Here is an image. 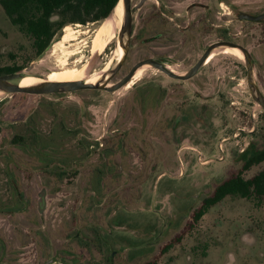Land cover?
<instances>
[{
  "label": "rangeland",
  "instance_id": "374dc122",
  "mask_svg": "<svg viewBox=\"0 0 264 264\" xmlns=\"http://www.w3.org/2000/svg\"><path fill=\"white\" fill-rule=\"evenodd\" d=\"M240 12L260 14L264 0H146L109 83L146 57L183 73L225 39L251 53L264 94V20ZM108 19L68 22L73 39L61 40L64 25L37 56L0 4V67L35 62L28 73L40 78L70 68L82 80L100 76L119 45L106 34L105 47L92 48ZM223 49L185 80L144 66L112 92L0 95V264H264V197L226 196L194 219L202 199L241 170L239 152L264 144L245 62Z\"/></svg>",
  "mask_w": 264,
  "mask_h": 264
},
{
  "label": "trees",
  "instance_id": "16d2710c",
  "mask_svg": "<svg viewBox=\"0 0 264 264\" xmlns=\"http://www.w3.org/2000/svg\"><path fill=\"white\" fill-rule=\"evenodd\" d=\"M119 0H0L4 11L11 22L18 25L22 32L33 40L37 56H41L51 45L57 32L68 22L96 21L109 17ZM57 15L60 19L52 20ZM20 65L0 67V74L21 70ZM242 161L241 170L219 182L211 195L202 199V204L194 213L198 220L207 209L221 201L226 196L264 197V169L251 177L243 175L244 170L264 162V144L258 146L255 142L239 152ZM142 264H157L145 262Z\"/></svg>",
  "mask_w": 264,
  "mask_h": 264
},
{
  "label": "water",
  "instance_id": "95a60500",
  "mask_svg": "<svg viewBox=\"0 0 264 264\" xmlns=\"http://www.w3.org/2000/svg\"><path fill=\"white\" fill-rule=\"evenodd\" d=\"M146 0H139L133 7L131 5V0H119L114 8L116 9L117 5L121 2L122 7V25L121 30L118 32V40L119 47L122 49V54L115 58L112 61L109 69L105 71L102 75L98 77L96 81H87V80H75V81H53L47 78H40L36 81H33L28 84L20 83L21 79L24 78L27 74H29V70L34 67L35 62L30 63L23 70H17L9 73L0 74V95L12 94V93H30V94H50L61 91H72L78 89H97L103 88L110 92L124 86L127 84L136 71L143 66H152L159 70L164 71L169 76L177 79H189L193 77L202 67L207 57L218 48H226V47H235L241 53L243 60L245 62V66L247 69V82L250 89V93L253 99L264 109V94L259 88L258 83L256 82L254 76L253 69V59L251 53L248 49L232 40H219L215 41L208 45L205 49L201 57L194 63V65L189 68L187 71L183 73H176L173 70L169 69L168 65L160 60H157L153 57H146L141 59L137 63H135L130 71L127 73L125 77L120 79L115 83H109V80L115 75L118 69L123 64L126 54L128 52L130 36L132 32V21H133V13L136 9L140 8ZM113 10V11H114ZM243 15H240V17ZM252 19H259L263 16V14L259 15H247ZM118 53V51H117ZM43 192V191H42ZM42 200V199H40ZM48 261L42 263L46 264Z\"/></svg>",
  "mask_w": 264,
  "mask_h": 264
},
{
  "label": "bare ground",
  "instance_id": "6f19581e",
  "mask_svg": "<svg viewBox=\"0 0 264 264\" xmlns=\"http://www.w3.org/2000/svg\"><path fill=\"white\" fill-rule=\"evenodd\" d=\"M119 10L121 11V13L119 12ZM109 17H111L113 19V21L111 19L106 20L103 23V26H102V29H101V33H103V31H106L105 34H108L109 31L111 30V26L114 24V26L116 28V36L118 37V32H119L118 28H119L120 24L122 23V7H121V2L117 5L116 9L113 11V13ZM74 32H75V29L73 27L67 25L64 28V34H63L61 40L73 39V33ZM97 39H98V37H96L93 40V45H92V48L95 51H96L97 45H98ZM226 48H224V49H226ZM230 48H233V49L237 50L240 53L241 57H242V53L237 48H235V47H230ZM117 54H118V56H120L122 54V49ZM46 78L49 79V80H53V81H75V80H82L81 79V70L78 71V69H76V68L67 69L63 73H54L52 75L51 74H46ZM38 79H40V77H36V76H32L30 74H27L24 78L21 79L20 83H22V84H28V83H31V82L36 81ZM97 79H98L97 77H92V78L87 79V81H92L93 82V81H96Z\"/></svg>",
  "mask_w": 264,
  "mask_h": 264
},
{
  "label": "flooded vegetation",
  "instance_id": "af4514ba",
  "mask_svg": "<svg viewBox=\"0 0 264 264\" xmlns=\"http://www.w3.org/2000/svg\"><path fill=\"white\" fill-rule=\"evenodd\" d=\"M119 12L121 13V11L119 10ZM260 14H263V16L261 17V18H259V19H252V18H249L247 15H259V14H252V13H249V12H240V14L239 15H243V16H241L240 18H242V19H245V20H252V21H263L264 20V12H262V13H260ZM103 25V24H102ZM67 26V24H65V27ZM64 27V28H65ZM105 32L106 31H103V33H99V35L97 36L98 37V39H97V41H98V45H97V49L96 50H98V49H102V48H104L105 47V45H106V41L104 40V36L106 35L105 34ZM107 35H109L110 36V39H109V41L112 39V38H116V40H117V42H118V38H117V36H116V28H115V26H114V24L111 26V30L109 31V33L107 34ZM147 40H149V39H147ZM117 51L118 52H120L121 51V47H119L118 49H117ZM223 52H229V53H232V54H235V55H237V56H239V57H241V55H240V53L237 51V50H235V49H233V48H230V47H227L226 49H224V50H222ZM213 56V53H211L209 56H208V58H207V60H206V62L207 61H209L210 60V58ZM241 58H243V57H241ZM158 60V59H157ZM110 63H112V62H110ZM108 64L103 70H104V72L105 71H107L108 69H109V67H110V65L111 64ZM143 69H144V67H141V68H139L137 71H136V73L133 75V77L131 78V80L125 85L126 87H129V86H131V84L134 82V80L135 79H138L141 75H142V71H143ZM52 71H54V70H52ZM52 71H50V72H48L49 74H54ZM52 72V73H51ZM47 73V74H48ZM56 73V72H55ZM61 73H63V72H61ZM117 73V72H116ZM115 73V74H116ZM115 76V75H114ZM113 76V77H114ZM95 77H99V75H96ZM82 79V78H81ZM112 79V78H111ZM111 79L109 80V82L111 81Z\"/></svg>",
  "mask_w": 264,
  "mask_h": 264
}]
</instances>
